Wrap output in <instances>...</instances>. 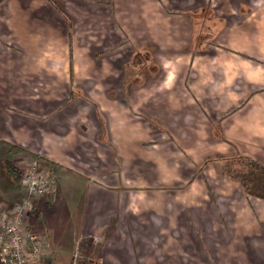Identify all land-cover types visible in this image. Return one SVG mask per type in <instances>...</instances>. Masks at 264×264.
I'll return each instance as SVG.
<instances>
[{"label":"crops","instance_id":"0c3cea01","mask_svg":"<svg viewBox=\"0 0 264 264\" xmlns=\"http://www.w3.org/2000/svg\"><path fill=\"white\" fill-rule=\"evenodd\" d=\"M9 148L58 173L42 264H264V199L222 173L264 166V0L1 1Z\"/></svg>","mask_w":264,"mask_h":264},{"label":"built area","instance_id":"2783aa9c","mask_svg":"<svg viewBox=\"0 0 264 264\" xmlns=\"http://www.w3.org/2000/svg\"><path fill=\"white\" fill-rule=\"evenodd\" d=\"M19 187L25 197L7 207L0 205V264H42L50 254L49 245L30 227L27 216L35 198L55 191L56 180L30 159L22 167Z\"/></svg>","mask_w":264,"mask_h":264},{"label":"trees","instance_id":"16d2710c","mask_svg":"<svg viewBox=\"0 0 264 264\" xmlns=\"http://www.w3.org/2000/svg\"><path fill=\"white\" fill-rule=\"evenodd\" d=\"M13 149L9 148L0 155V175L8 185L19 187L22 170L9 159ZM223 168L229 178L241 184L247 195L264 199V166L250 158L239 156L225 161Z\"/></svg>","mask_w":264,"mask_h":264},{"label":"rangeland","instance_id":"374dc122","mask_svg":"<svg viewBox=\"0 0 264 264\" xmlns=\"http://www.w3.org/2000/svg\"><path fill=\"white\" fill-rule=\"evenodd\" d=\"M135 55V54H134ZM134 55H133V57H134ZM154 63V62H153ZM128 64H129V62H128ZM152 64V61L151 62H149V63H146V61H143V62H140V63H138V64H136V61L134 60V64H130V65H126V66H128V67H126V68H128V70L129 71H132L133 72V77L135 78V76H137L138 78H141V71H142V69L143 68H146L147 66H150ZM135 81H137V79L136 80H134V82ZM138 83H140V81H138ZM135 84H133V88H132V94H133V96H132V100H131V103H129L128 104V111H130V112H132L133 114H135V115H140V94H141V89H140V87H139V85H137V86H134ZM128 90L129 89H127V92L126 93H128ZM117 93H119V95L122 97V95H121V93L120 92H117ZM18 154H12V155H10L9 156V159L11 160V162H13V164L15 165V166H17L18 168H20L21 170H22V167H23V165L27 162V161H29L32 157L30 156V154H28L27 152H25V151H23V152H17ZM2 153H0V155H1ZM19 154H22V155H19ZM120 163H121V159H119V157L117 158V165H118V168H117V172H119L118 174H119V176L121 175V171H120ZM225 164V163H224ZM41 166V168L42 169H45V167L47 166H44V168H43V166L42 165H40ZM222 167H224V166H222ZM47 168V167H46ZM222 169H224V168H222ZM46 170H48V169H46ZM57 171V170H56ZM50 172V171H49ZM58 172V171H57ZM50 173H52V175L55 177V180H56V187H55V190L57 189V181H58V179H57V175H58V173L56 174V172L55 171H53V170H51V172ZM222 173H224V171H222ZM122 174H123V172H122ZM225 174V173H224ZM135 177H138V178H140L141 177V172H139V171H136V173L135 174H133ZM5 186H7V187H5ZM11 188H18V186H16V187H13V186H10V185H8L7 183H5L4 182V180H3V178H1V175H0V196L3 198V196H4V194H7V195H11ZM10 189V190H9ZM13 192H15L13 195H11L9 198H8V196L6 197V196H4V197H6L9 201H12V202H15L16 200H18L20 197H25L26 196V192L24 191L23 193L21 192V191H19V190H14ZM12 202H8V203H12ZM82 258V255L80 254V252L78 251V254H76V261L78 260V259H81ZM73 262H74V260H73ZM48 264H54V262H53V260L52 261H50Z\"/></svg>","mask_w":264,"mask_h":264}]
</instances>
